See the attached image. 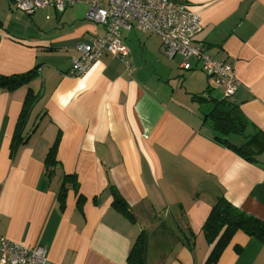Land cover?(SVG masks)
I'll return each instance as SVG.
<instances>
[{
  "label": "crops",
  "instance_id": "0c3cea01",
  "mask_svg": "<svg viewBox=\"0 0 264 264\" xmlns=\"http://www.w3.org/2000/svg\"><path fill=\"white\" fill-rule=\"evenodd\" d=\"M176 1L199 15L195 43L236 69L240 84L228 101L252 128L254 159L226 142L241 145L244 136L223 135L209 122L214 103L193 98L208 88L223 98L222 87L210 85L197 60L185 70L166 56L161 36L126 31V59L104 53L72 76L76 44L105 31L87 18V5L38 10L29 16L31 33L15 27L25 15L12 14L8 24L0 16V73L37 69L27 86L0 90V234L46 246L52 263L129 264L149 229L147 264H204L212 245L202 228L220 196L264 221V0ZM29 87L43 91L29 138L14 149ZM59 133L50 178L44 161ZM64 174L77 176V189L68 184L62 206ZM113 188L130 215L114 206ZM213 264H264V240L239 230Z\"/></svg>",
  "mask_w": 264,
  "mask_h": 264
},
{
  "label": "built area",
  "instance_id": "2783aa9c",
  "mask_svg": "<svg viewBox=\"0 0 264 264\" xmlns=\"http://www.w3.org/2000/svg\"><path fill=\"white\" fill-rule=\"evenodd\" d=\"M11 7L28 15L45 8L64 12L77 4L88 6L87 18L104 27V33L91 42L76 44L78 55L73 58L69 75L85 74L104 53L126 59L128 49L123 33L138 30L159 35L163 40V53L169 58L182 57V67L193 69L192 61L199 62L207 74L210 85L222 87L223 98L236 92L240 80L231 61L215 60L205 44L195 43L199 30V15L176 0H10ZM44 245L29 246L0 234L1 264H57L48 258Z\"/></svg>",
  "mask_w": 264,
  "mask_h": 264
},
{
  "label": "trees",
  "instance_id": "16d2710c",
  "mask_svg": "<svg viewBox=\"0 0 264 264\" xmlns=\"http://www.w3.org/2000/svg\"><path fill=\"white\" fill-rule=\"evenodd\" d=\"M36 76L37 69L35 68L26 73H16L10 75L0 73V90H16L25 84L28 85ZM211 92V89L208 88L204 94L194 95L193 98L200 102L212 101L214 103L212 110L206 114V117L209 118V122L215 130L223 135L238 134L244 136L247 139L244 144L235 145L227 140L226 142L241 155L249 160H253L254 156L252 153L254 152V146L252 143L254 141V137L252 128L249 132L247 131L250 124L245 118H243V116H241L237 107L229 103L228 99L213 97ZM38 97L39 96L35 94L34 90L29 87L13 135L12 146L14 149L19 143L25 142V139L29 138L26 136V132L24 131L29 120L31 109L37 102ZM235 113H237L236 116ZM60 139L61 134L59 133L53 144L48 149L45 157L44 162L46 173L50 178L53 176L56 166L59 164L58 146ZM68 184H73V187L77 189V176L74 174H64L63 181L58 192V200L62 206H64L66 201ZM113 195L114 206L125 215H130L128 213L126 202L116 188H113ZM80 201L83 202L82 195L80 196ZM202 230L207 243L212 245V250L204 264L216 263L224 249L230 243L234 234L239 230L244 231L250 236L264 240V221L256 217H252L242 210L232 206V204L223 196H220L213 205L207 219L204 222ZM144 235L146 234H140L132 245L128 256L129 264H147L146 258L148 253V243L147 238ZM192 235L194 236L193 232Z\"/></svg>",
  "mask_w": 264,
  "mask_h": 264
},
{
  "label": "rangeland",
  "instance_id": "374dc122",
  "mask_svg": "<svg viewBox=\"0 0 264 264\" xmlns=\"http://www.w3.org/2000/svg\"><path fill=\"white\" fill-rule=\"evenodd\" d=\"M87 11H88V9H87ZM15 12V13H14ZM12 14L13 15H16V14H22V15H25L26 16V18L25 19H22L21 21L19 20V21H14L15 22V27L17 28V29H19V30H21V31H25V33H26V31H28L29 33H31L32 31L34 32L35 31V24H33L31 21H32V19H30V17L29 16H31V15H28V14H26V13H24L23 11H17V10H12V8L10 7V5H9V0H0V16H3L4 17V21H5V23L6 24H8L9 23V21H13L12 20V18H11V16H12ZM34 15V14H33ZM28 16V17H27ZM28 18V19H27ZM138 33H140V32H138ZM140 34H143V33H140ZM148 37H150V36H153V35H147ZM176 64H178L179 65V63L182 61V57L180 56V55H177L176 56V58H174V59H172ZM24 86H27L26 84L24 85ZM27 91H28V89H27ZM42 91H43V88L42 87H40L38 90H36V92H35V94L36 95H38L40 98H41V94H42ZM27 94V93H26ZM38 97V100L40 99ZM35 105V104H34ZM34 105H33V107H34ZM33 107H32V109H31V112H32V110H33ZM35 114V113H34ZM29 119H30V116H29ZM33 121H35V125H36V127H39V125H40V123H39V121H41V120H39V118H33ZM37 121V122H36ZM29 123H30V121H29ZM39 123V124H38ZM45 125V124H44ZM32 126V124L29 126V128ZM50 125H48V127H49ZM41 127V126H40ZM40 127H39V130H41L40 129ZM46 127H47V125H46ZM47 127V128H48ZM49 129V128H48ZM29 130H32L33 131V127L31 128V129H29ZM248 131V130H247ZM143 228H145V226L143 227ZM147 232H150V230L149 229H147V230H145V233H147ZM142 233H144V231L142 230V232L140 233V234H142ZM139 234V235H140ZM138 235V236H139ZM146 238H149L150 239V236L149 235H144ZM138 238V237H137ZM136 238V239H137Z\"/></svg>",
  "mask_w": 264,
  "mask_h": 264
},
{
  "label": "water",
  "instance_id": "95a60500",
  "mask_svg": "<svg viewBox=\"0 0 264 264\" xmlns=\"http://www.w3.org/2000/svg\"><path fill=\"white\" fill-rule=\"evenodd\" d=\"M237 115V113H235V116ZM248 131H250V127H248V129H247Z\"/></svg>",
  "mask_w": 264,
  "mask_h": 264
}]
</instances>
